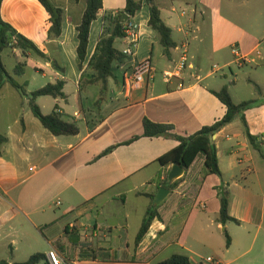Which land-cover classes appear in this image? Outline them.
Wrapping results in <instances>:
<instances>
[{
	"label": "crops",
	"instance_id": "1",
	"mask_svg": "<svg viewBox=\"0 0 264 264\" xmlns=\"http://www.w3.org/2000/svg\"><path fill=\"white\" fill-rule=\"evenodd\" d=\"M50 2L63 13L61 34L55 39L48 35L49 15L37 0H3L0 17L41 53L8 52L25 65L20 78L32 65L36 75L49 80L45 85L64 82V99H36L41 113L57 108L63 120L77 125L78 134L53 136L43 128L29 109L30 80L20 83L26 96L9 83L0 90V135L6 138L0 147V253L10 255L0 261L15 263L12 258L24 243L40 237L59 259L73 247L70 264H155L177 254L169 253L173 248L191 254L194 264L193 256L204 264H232L227 255L233 247L248 243L243 255H253L244 264H264V0H157L174 43L168 56L148 26L149 8L143 3L131 19L139 33L135 59L113 63L104 94L100 85L91 83L88 64L103 34L105 16L122 12L125 0H102L81 69L76 29L86 1ZM117 41L121 49L115 48L121 52L125 41ZM235 51L251 60L236 64ZM144 61L150 62L153 77L130 88L127 78L134 64ZM243 78L254 91L250 99L235 101L233 94ZM223 87L235 104L255 103L243 113L246 128L236 118L212 138L221 178L204 174V156L199 155L170 190L171 166L164 168L157 160L178 143L143 137V120L171 125L179 136L192 135L226 114L211 93ZM246 131L257 139L260 152L250 145ZM109 148L110 153L100 156ZM221 185L228 192L229 215L239 221L225 224L226 230L234 224L245 232L227 231L228 248L224 233L222 238L216 234L222 227L217 221ZM160 188L169 190L157 208L160 218L136 247L135 237ZM205 232L210 244L224 249L225 261L207 257L213 260L208 263L190 249V241L202 243ZM83 236L89 237V244L83 245Z\"/></svg>",
	"mask_w": 264,
	"mask_h": 264
},
{
	"label": "trees",
	"instance_id": "2",
	"mask_svg": "<svg viewBox=\"0 0 264 264\" xmlns=\"http://www.w3.org/2000/svg\"><path fill=\"white\" fill-rule=\"evenodd\" d=\"M39 4L45 9L49 15V22L51 27L48 31L49 37L57 38L61 34L62 26V10L55 7L50 0H37ZM86 8L83 13L81 23L77 27V61L78 67L81 69L86 59L87 45L89 40V33L92 23L97 19L99 12L103 9L102 0H85ZM3 0H0V7ZM145 3L149 8V21L148 26L155 31L158 37V42L163 48L165 56L169 55L170 49L174 47L171 38V29L167 27L160 17V10L157 5V0H125V7L122 12L108 13L105 16V28L103 34L96 46V50L91 60L89 61L88 68L92 71L93 77L91 83L101 86V94L106 90V83L112 77V65L124 59L122 53L115 48V42L122 40L125 37V30L128 27L131 19L142 8ZM126 17H122L123 14ZM11 48L21 52H30L33 55L41 56L37 47L29 40L19 35L17 31L8 23L4 22L0 17V90L5 83H9L21 96H26L25 85L19 84L14 77H20L24 71V64L16 62L14 67V77L11 76L2 61V54ZM55 70L62 72V68L57 64H53ZM64 82L57 80L54 83H48L44 87L30 93L28 96V105L32 115L41 123L53 136H75L78 134V127L74 122H68L61 118L55 111L51 114L44 115L41 113L40 108L35 103L39 97H52L54 99H64L63 93ZM226 108L224 117L211 126L203 127L198 132L189 136H179L173 133V127L167 124L153 123L148 119L142 122L143 137L145 138H171L178 144L172 150L158 158L157 163L166 168L172 165H178L188 171L195 159L199 155L204 156V174L215 175L221 178V171L219 168L217 150L212 140L223 127L232 123L236 118H240L243 126L246 128L243 113L246 109L252 106L255 101L242 102L235 104L227 87H223L218 92H211ZM246 136L250 145L257 151H261L257 139L251 136L246 131ZM137 139L135 137L132 141ZM6 142V138L0 135V147ZM131 142V141H130ZM127 142L126 144H129ZM113 148L104 151L100 156H105L111 152ZM1 155V153H0ZM182 179H178L169 183L167 187L172 190L177 186ZM167 183H165L163 186ZM217 195L220 201V210L218 213L217 221L224 226L227 223H234L239 225V221L229 215V198L228 192L224 186L221 185L217 188ZM153 200V197H151ZM158 206L152 204L148 207L139 231L135 237L134 244L137 247L142 241L143 237L148 233L153 221L159 219L157 213ZM225 236V245L228 248L231 244V239L228 233L223 231ZM78 242V239L75 243ZM0 264H9L7 260H1ZM12 264H48L44 253H36L31 255L25 262L12 263ZM63 264H70L65 261ZM155 264H194L188 256L184 254H172L166 260L157 262ZM198 264H204L199 262Z\"/></svg>",
	"mask_w": 264,
	"mask_h": 264
},
{
	"label": "rangeland",
	"instance_id": "3",
	"mask_svg": "<svg viewBox=\"0 0 264 264\" xmlns=\"http://www.w3.org/2000/svg\"><path fill=\"white\" fill-rule=\"evenodd\" d=\"M115 47L117 49H121V44L117 41L115 44ZM13 51H15V49L11 48V50L9 49L8 51L3 52V61H4V65L6 66L5 68H6L7 72L11 76L14 77L13 72H14V67H15L16 61L13 59L12 56H10V55H13ZM8 52L10 55L8 54ZM234 69H236V68H234ZM248 70H250V69H248ZM25 71H26V74L24 77H22V78L14 77V78L19 84L23 83L25 80H30V86H29L30 91L34 92V91L44 87L45 84L49 81L48 79L41 78L40 75H36L34 73V70L32 69V65H28V67L26 68ZM228 71H229L228 69L223 70V72H227V73H228ZM239 88L240 89L237 90V92H235L233 94V95H235L234 96L235 101H241V100L246 101L247 99H250V93L253 92L254 89L251 85H248V83L246 82V80L244 78L242 79V83H241ZM46 100H52V99L46 98ZM100 104H101V102L99 103V105H96L94 107L95 112H98ZM226 229L227 228L225 226L224 227L222 226L221 231H216L217 236L219 238H222L220 234H222L221 232H223L224 230L226 232L228 231L230 233H236V232H239L241 234L245 233L243 227H238L234 224H229V229L228 230H226ZM29 232H31V231H29ZM85 235H86V233H85ZM117 235H119V234H117ZM207 235H209V232L204 233V237H203L204 240L202 243L200 241L191 240L190 241V249L192 251H194V253H196V255L201 256L203 259H206L207 257H211L212 259L223 260L224 256H225L224 255L225 254L224 249L221 247H218L215 244L214 245L210 244L206 238ZM252 235H253V233H252ZM37 240L38 241L35 242L33 240L28 239V241H26L23 245V247H25V248L20 250L17 253V255L14 258H12L13 261L16 263L25 262L33 254L47 252L49 249V246L47 245V243L43 239H41L40 237H38ZM88 240H89V237L86 238L83 236V239H82L83 245L89 244ZM249 244L250 243H248L244 246L241 245V247L240 246L239 247L234 246L233 249L230 251L229 255H227L228 260L231 261L232 264H244L245 261L250 259L253 255L252 251L247 252L245 255H243L249 249V247H250ZM24 249H26V251H24ZM235 250H236V252H235ZM74 251H75V249L73 247L68 248L64 254L60 255V259L64 262L70 261L71 259H73V256L75 254ZM173 252H175L177 254L184 253L186 256L191 255L189 253L182 252L179 249L176 250V248H173L171 250V252H169V253H173ZM6 258L9 259L10 255L6 254V256H5V255L0 253V259H6ZM193 259H194L193 261L197 264L199 262H203L197 256H193ZM223 261H225V260H223ZM61 264H62V262H61Z\"/></svg>",
	"mask_w": 264,
	"mask_h": 264
},
{
	"label": "built area",
	"instance_id": "4",
	"mask_svg": "<svg viewBox=\"0 0 264 264\" xmlns=\"http://www.w3.org/2000/svg\"><path fill=\"white\" fill-rule=\"evenodd\" d=\"M122 40L125 41V47L121 51L122 55L125 58L135 59V51L139 43L138 26L130 22L125 30V37ZM235 54H236V64L238 65H242L251 60L250 56L242 57L238 55L236 51ZM214 68L217 69V67ZM153 73L154 71L149 61L135 63L132 74L127 78L129 87L131 88L145 83L147 79L153 77ZM75 228H76L75 224L69 225V229L74 230ZM46 260L48 264H61L58 255L53 250L47 252ZM206 262L213 263V260L211 258H207Z\"/></svg>",
	"mask_w": 264,
	"mask_h": 264
},
{
	"label": "water",
	"instance_id": "5",
	"mask_svg": "<svg viewBox=\"0 0 264 264\" xmlns=\"http://www.w3.org/2000/svg\"><path fill=\"white\" fill-rule=\"evenodd\" d=\"M122 17H126V14L124 13ZM184 174V169L181 168L178 165H172L169 173L167 175V180L172 183L176 180H178L180 177H182ZM169 194V190L166 188H160L158 190V193L153 201V205L154 206H158L159 204H161L164 199L167 197V195Z\"/></svg>",
	"mask_w": 264,
	"mask_h": 264
}]
</instances>
